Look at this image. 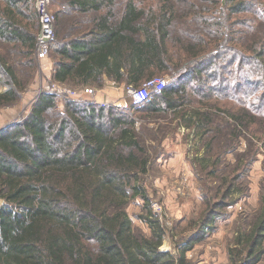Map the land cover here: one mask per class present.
I'll return each mask as SVG.
<instances>
[{
	"label": "trees",
	"instance_id": "16d2710c",
	"mask_svg": "<svg viewBox=\"0 0 264 264\" xmlns=\"http://www.w3.org/2000/svg\"><path fill=\"white\" fill-rule=\"evenodd\" d=\"M160 2L156 10H147L140 0H69L71 9L86 16L70 19L69 30L88 25L56 42L52 78L60 83L93 84V74L98 73L105 55H112L113 70L124 68L129 73L127 84L140 85L142 74L150 77L196 61L205 50L203 36L196 35L187 45L173 49L169 29L174 15L166 4L169 0ZM33 9L31 0H0V39L19 45L20 53L28 56L33 54L38 26ZM189 12L199 14L194 7ZM208 22L204 20L210 27ZM253 51L254 58L242 59L255 60L264 83V51ZM232 64L234 60L227 67ZM7 71L15 79L12 70ZM194 72L200 76L203 70ZM180 82L175 79L144 104L131 107L151 114L179 106L185 92ZM14 99V91L0 93V106ZM52 109H56L55 99L46 93L22 124L0 132V193L4 198L0 264H191L186 252L194 238L175 254L161 250L166 230L152 213L143 187L149 155L127 112L94 105L82 108L68 101L62 119L49 123L44 115ZM208 112L195 114L196 127L210 125ZM226 113L231 119V143L250 131L251 117L247 110ZM136 196L143 201L138 218L147 225V235L135 231L125 210ZM260 203L250 230L237 234L228 250L230 264L262 260L263 195ZM205 221L202 228L207 227Z\"/></svg>",
	"mask_w": 264,
	"mask_h": 264
},
{
	"label": "rangeland",
	"instance_id": "374dc122",
	"mask_svg": "<svg viewBox=\"0 0 264 264\" xmlns=\"http://www.w3.org/2000/svg\"><path fill=\"white\" fill-rule=\"evenodd\" d=\"M68 1L50 3L54 35L47 56H39L36 46L40 33L36 0H31L38 19L33 54L24 55L19 45L0 39V93L15 92L13 101L0 106V132L13 124H22L38 98L46 93L56 103V109L44 115L49 123L62 119L68 101L82 108L94 105L127 112L138 141L149 155L147 173L142 175L143 187L152 213L166 230L161 250L175 254L186 240L194 238L186 252L191 264H230L228 250L234 246L237 234L250 230L260 210L261 195L264 196V83L255 60L242 59L246 55L254 58L253 50L264 51V0L166 3L174 15L169 29L170 46L174 49L187 45L199 34L206 44L196 61L182 62L166 73L143 77L140 83L160 76H166L167 84L176 79L185 91L179 106L151 114L131 107L128 89L142 83L125 84L120 97L113 100L114 97L107 96L96 98L93 84L60 83L52 78L56 42L80 33L88 25L69 30L70 19L84 20L86 16L78 15ZM140 3L147 10H156L163 4L160 0H140ZM189 7L199 14L190 13ZM205 19H209L210 27L204 24ZM233 60L234 64L227 67ZM9 68L15 79L8 74ZM195 69L203 73L199 76ZM110 87L107 91L111 94L121 85L115 83ZM206 110L211 114L210 125L203 129L196 127L195 114ZM244 110L251 117L250 131L228 143L233 131L226 112ZM3 203L0 193V206ZM125 210L135 231L147 235V225L138 218L144 210L143 201L138 196L131 197ZM204 219L208 221L207 227L202 228ZM261 250L263 257L259 264H264V237Z\"/></svg>",
	"mask_w": 264,
	"mask_h": 264
},
{
	"label": "built area",
	"instance_id": "2783aa9c",
	"mask_svg": "<svg viewBox=\"0 0 264 264\" xmlns=\"http://www.w3.org/2000/svg\"><path fill=\"white\" fill-rule=\"evenodd\" d=\"M52 0H36L35 6L38 12L40 33L36 38L38 55L47 56L48 47L54 35V14L50 8ZM167 84L166 76L154 77L146 80L138 87H129L128 95L134 106L144 104L153 95L161 92Z\"/></svg>",
	"mask_w": 264,
	"mask_h": 264
},
{
	"label": "crops",
	"instance_id": "0c3cea01",
	"mask_svg": "<svg viewBox=\"0 0 264 264\" xmlns=\"http://www.w3.org/2000/svg\"><path fill=\"white\" fill-rule=\"evenodd\" d=\"M112 67H113L112 55H105L103 59V65L99 66L98 73L93 74V90L95 92L96 98L103 99L105 96H107L109 98L114 97L113 100H116L117 98L120 97L121 91H123V86H125V84H127V82L129 81V73L125 71L124 68L113 70ZM141 76L144 77L145 75L142 74ZM94 77H96L97 79H94ZM146 80L147 78L144 79L142 83L145 82ZM115 83L120 84L121 87H119L118 89L117 88L113 89L112 91L117 96H112L114 93L110 94L107 90L111 88L110 84H115ZM108 94L111 96H109ZM118 101L122 102L121 100ZM121 104L122 106H124L123 103Z\"/></svg>",
	"mask_w": 264,
	"mask_h": 264
}]
</instances>
